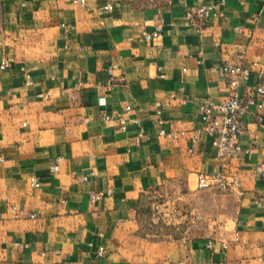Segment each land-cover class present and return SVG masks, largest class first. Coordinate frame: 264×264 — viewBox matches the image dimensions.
Segmentation results:
<instances>
[{
  "label": "crops",
  "instance_id": "crops-1",
  "mask_svg": "<svg viewBox=\"0 0 264 264\" xmlns=\"http://www.w3.org/2000/svg\"><path fill=\"white\" fill-rule=\"evenodd\" d=\"M108 1L0 0V264H264V112L243 117L241 144L254 149L239 160H218L207 136L189 142L199 104L227 95L223 64L264 66V0H225L207 24L187 12L223 0H122L112 12ZM158 18L162 35L146 41ZM258 81L245 84L246 99ZM158 102L185 139L157 137ZM123 118L142 120L147 136ZM221 173L241 192L198 188L200 174ZM156 191L180 196L193 228L210 229L143 233V202Z\"/></svg>",
  "mask_w": 264,
  "mask_h": 264
},
{
  "label": "built area",
  "instance_id": "built-area-1",
  "mask_svg": "<svg viewBox=\"0 0 264 264\" xmlns=\"http://www.w3.org/2000/svg\"><path fill=\"white\" fill-rule=\"evenodd\" d=\"M87 0H73L75 4L85 5ZM226 1L223 0L219 5L211 6H199L190 9L187 12V18L190 21H197L201 24H207L212 16H221L224 14L222 7H224ZM122 0H109L105 6V10L112 12L117 7L121 6ZM63 27L68 30L74 28L73 25L64 24ZM163 31V21L158 18V25L153 32H145L144 39L146 41H152L159 38ZM10 67V62L4 59L1 63V69H7ZM259 77L258 83L255 85L253 95L248 97L243 96V88L245 84L250 81L253 75ZM221 76L224 78L227 84V95L219 101H213L211 99H205L199 104V111L201 116V127L193 130L189 136V142L195 146L198 145L204 136H207L212 141V146L216 150L217 159L225 163L228 160H239L243 154H250L254 147L250 146L245 149L241 144V138L244 134L243 117L250 111L251 107H256L259 114L264 112V66L258 62H254L250 66H244L225 62L221 68ZM163 77V76H162ZM30 77H28V80ZM157 110V131L158 138H167L174 141L185 139L190 133L186 129H177L175 121H167L164 119L163 102L156 104ZM131 108L128 107L127 111ZM103 120H111V116L106 115ZM121 127L126 130L129 125H134L139 133V139H143L147 136V131L144 127L142 120L139 118H133L131 120L123 118L121 120ZM166 125L170 126V129H166ZM191 153L194 149L189 150ZM63 158L57 159V164L54 166V171H59V163ZM3 161V160H2ZM256 173L259 177L264 179V160L256 167ZM85 181L88 177L84 178ZM32 184L39 188L41 182L36 179H32ZM242 183L239 178L229 179L224 174L207 175L200 174L198 177V188L200 190L216 189L223 192L236 190L241 192ZM112 190L100 191L92 193L90 199L93 203L101 201L105 196L111 195ZM33 215L32 218H35ZM209 248H213V242H209ZM106 248L100 247L97 256L101 259L104 257ZM179 264H185L180 262ZM206 264H214L212 262Z\"/></svg>",
  "mask_w": 264,
  "mask_h": 264
},
{
  "label": "rangeland",
  "instance_id": "rangeland-1",
  "mask_svg": "<svg viewBox=\"0 0 264 264\" xmlns=\"http://www.w3.org/2000/svg\"><path fill=\"white\" fill-rule=\"evenodd\" d=\"M179 197L177 194L162 191L149 194L142 208L143 233L156 239L171 240L186 239L201 230L210 229L205 223H198L193 228L194 225L190 221L198 216L192 214L191 211L187 212L189 207Z\"/></svg>",
  "mask_w": 264,
  "mask_h": 264
}]
</instances>
